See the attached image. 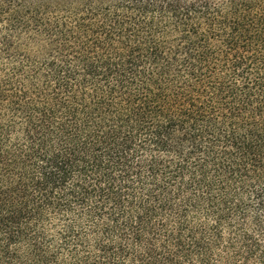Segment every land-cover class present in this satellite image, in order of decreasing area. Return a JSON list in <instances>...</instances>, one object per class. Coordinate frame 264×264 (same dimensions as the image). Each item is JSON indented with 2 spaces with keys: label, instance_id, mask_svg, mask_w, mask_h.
Returning <instances> with one entry per match:
<instances>
[{
  "label": "trees",
  "instance_id": "16d2710c",
  "mask_svg": "<svg viewBox=\"0 0 264 264\" xmlns=\"http://www.w3.org/2000/svg\"><path fill=\"white\" fill-rule=\"evenodd\" d=\"M0 264H264V0H0Z\"/></svg>",
  "mask_w": 264,
  "mask_h": 264
}]
</instances>
